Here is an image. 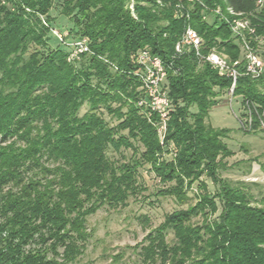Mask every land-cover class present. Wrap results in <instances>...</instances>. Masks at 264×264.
Masks as SVG:
<instances>
[{
  "label": "trees",
  "instance_id": "obj_1",
  "mask_svg": "<svg viewBox=\"0 0 264 264\" xmlns=\"http://www.w3.org/2000/svg\"><path fill=\"white\" fill-rule=\"evenodd\" d=\"M141 1L132 15L129 0H61L59 6L55 0H0V264L75 260L88 237L86 217L104 204L126 206L145 188L138 182L145 163L159 182L155 196L188 203L196 181L199 192L194 203L166 213L147 233L139 264H264V207L251 205L218 176L222 159L232 155L223 141L230 129L207 120L231 77L199 59L192 46L173 56L187 24L202 40V55L215 50L234 61L241 48L228 23L196 1H182L190 8L187 19L177 13L178 0ZM202 1L221 5L226 14L229 5L248 18L262 38L252 45L264 58V4ZM57 7L67 39L85 40L86 49L73 57L71 43L62 44L53 32L62 30L50 13ZM143 48L167 65L163 85L172 107L162 138L157 114L138 105L143 91L129 55ZM263 82L264 67L257 78L241 73L233 87L232 97L251 110L252 129L264 117ZM84 102L90 108L79 116ZM101 105L116 124L101 116ZM122 146L132 149L128 159L106 155L109 147ZM197 215L202 220L193 222Z\"/></svg>",
  "mask_w": 264,
  "mask_h": 264
},
{
  "label": "rangeland",
  "instance_id": "obj_2",
  "mask_svg": "<svg viewBox=\"0 0 264 264\" xmlns=\"http://www.w3.org/2000/svg\"><path fill=\"white\" fill-rule=\"evenodd\" d=\"M61 0H55L56 6H59ZM137 0H129V8L132 15L134 4ZM140 2H142L140 0ZM52 18L62 25V30L58 26L53 28V32L61 36L62 44L71 43L74 49L69 55L78 53L80 47L78 43L67 39L66 28L67 22L59 14L58 7L51 12ZM56 25V22L53 23ZM74 45V46H73ZM148 49V48H146ZM129 55L132 64L135 62V53ZM264 62V58L262 57ZM113 66V64L111 63ZM264 84V82H263ZM115 102L112 103L114 107ZM89 102H84L78 110L81 116L89 110ZM101 116L110 125L118 121L114 115L107 112L103 105L98 109ZM245 108L242 107L240 97H231L228 91H224L218 96V103L209 110L208 122L214 127H225L230 129L227 137L223 141L231 149L232 155L224 157L223 167L218 170V176L229 182L232 187L239 193H243L251 205L264 207V130L254 128L249 132L243 131L239 119L243 118ZM134 145L141 150L138 141H133ZM132 154L130 147L122 146L118 151L109 147L106 155L111 160H126ZM171 154L165 157L170 158ZM210 192L214 190L212 181L202 176ZM138 182L145 187L141 192L130 195L127 198V205L124 207L113 208L107 204L102 205L94 213L86 217L85 226L88 237L85 242V248L81 255L77 256L72 262L62 263L60 257L58 264H139L142 263L138 254L140 251V242L145 241L144 237L149 231L156 227L164 218L166 213L179 208H185L187 204L195 201L194 195L199 192L198 182H194L193 190L189 191L190 200L188 203L178 204L170 196H155V191L159 187L158 179L153 172L149 170V164L145 163L138 173ZM218 209L210 218L217 216ZM201 215L192 218L193 222H200ZM166 239L171 241L172 232L167 231ZM136 245H139L136 249ZM61 251V249H59ZM120 254L116 260L114 255ZM50 256L51 253L49 252ZM141 261V262H140ZM146 264V263H144Z\"/></svg>",
  "mask_w": 264,
  "mask_h": 264
},
{
  "label": "built area",
  "instance_id": "obj_3",
  "mask_svg": "<svg viewBox=\"0 0 264 264\" xmlns=\"http://www.w3.org/2000/svg\"><path fill=\"white\" fill-rule=\"evenodd\" d=\"M183 0H178L176 3L177 13L185 18H189L190 8L184 7ZM188 2H198L202 5L204 11L218 16L228 23L231 33L239 44L242 57L230 61L224 54H221L215 50L209 51L206 55L200 54L198 48L202 44L201 38L198 36L196 31L191 28L188 24L184 28L181 39L175 45V53L173 56L177 57L183 53V46H192L195 49L199 59L206 60L214 69L218 71L220 75H226L231 77V87L228 93L232 97L233 87L235 86L236 79L241 73L246 74L251 78H257L264 67V62L261 56L258 54L256 48L252 45V42H261L262 38L255 34V29L251 25L248 18L239 16L240 13L235 12L231 6L226 5L225 9L227 14L222 10L221 5H215L208 7L202 0H185ZM257 7H261L264 4V0H254ZM191 4V3H189ZM131 6V5H130ZM129 6V7H130ZM232 17H229V16ZM204 19L208 18L207 12H204ZM59 38V36L57 34ZM85 40L77 41L80 46L77 50H85ZM74 53L71 57H73ZM240 61H243V71L240 73L238 65ZM135 66L133 70L141 82V89L143 91V97L138 101V105H145L150 108L152 112H155L158 116L157 131L159 136L162 138L166 129V121L169 116L172 104L168 95V91L164 87V81L166 78L167 65L162 61L158 55L151 54L148 49H139L135 53ZM171 64V61L169 62ZM240 126L244 130H252V114L249 108L245 109V114L242 119L238 120ZM260 128H264V117L260 118Z\"/></svg>",
  "mask_w": 264,
  "mask_h": 264
}]
</instances>
